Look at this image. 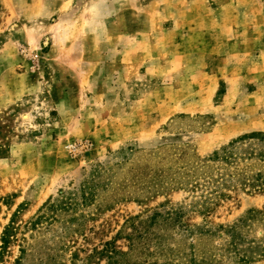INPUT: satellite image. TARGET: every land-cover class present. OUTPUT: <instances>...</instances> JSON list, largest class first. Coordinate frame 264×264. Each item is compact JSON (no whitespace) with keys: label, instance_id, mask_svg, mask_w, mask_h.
Instances as JSON below:
<instances>
[{"label":"rangeland","instance_id":"1","mask_svg":"<svg viewBox=\"0 0 264 264\" xmlns=\"http://www.w3.org/2000/svg\"><path fill=\"white\" fill-rule=\"evenodd\" d=\"M260 131L264 0H0V248L17 213L18 236L35 234L22 264H72L65 215L47 206L88 182L87 241L74 237L88 252L115 239L127 251L137 216L182 207L194 226L259 212L245 232L264 243V191L204 215L198 194L173 189L184 165Z\"/></svg>","mask_w":264,"mask_h":264},{"label":"trees","instance_id":"2","mask_svg":"<svg viewBox=\"0 0 264 264\" xmlns=\"http://www.w3.org/2000/svg\"><path fill=\"white\" fill-rule=\"evenodd\" d=\"M6 154L5 148L0 146V158ZM182 170L173 189L198 194L193 208L204 215L210 214L221 201L229 198L231 192H263L264 132L242 135L208 158L184 165ZM95 187L88 182L76 191L61 192V198L47 206L53 214L65 215L63 220H54L63 222L59 239L63 248L70 250L72 264H216L231 257L241 264H249L264 258V243L249 240L245 232L261 213L251 212V218L232 226H194L187 221L188 211L183 207L167 212L155 211L146 219L137 216L131 233L125 239L128 241L127 251L120 249L115 239L88 252L74 237L80 236L87 241L86 225L91 216L81 209L94 203ZM16 217L17 213L2 233L0 255L8 250L11 243L19 241L21 255L15 264H22L30 239L35 234L20 238L18 235L22 229L16 224ZM48 218L47 214H40L25 225L26 229L34 232ZM68 239H71L69 244ZM246 243L248 249L242 252Z\"/></svg>","mask_w":264,"mask_h":264}]
</instances>
